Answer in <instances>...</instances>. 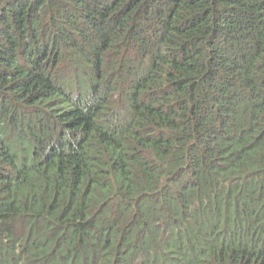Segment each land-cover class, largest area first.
Returning a JSON list of instances; mask_svg holds the SVG:
<instances>
[{
    "label": "trees",
    "instance_id": "16d2710c",
    "mask_svg": "<svg viewBox=\"0 0 264 264\" xmlns=\"http://www.w3.org/2000/svg\"><path fill=\"white\" fill-rule=\"evenodd\" d=\"M0 264H264V0H0Z\"/></svg>",
    "mask_w": 264,
    "mask_h": 264
}]
</instances>
